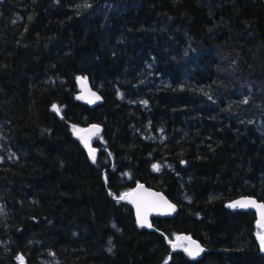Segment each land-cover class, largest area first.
<instances>
[{
    "label": "trees",
    "instance_id": "obj_1",
    "mask_svg": "<svg viewBox=\"0 0 264 264\" xmlns=\"http://www.w3.org/2000/svg\"><path fill=\"white\" fill-rule=\"evenodd\" d=\"M234 69L264 86L262 0H0V264H264L255 213L227 208L264 202L263 100ZM139 182L178 207L153 230Z\"/></svg>",
    "mask_w": 264,
    "mask_h": 264
},
{
    "label": "water",
    "instance_id": "obj_2",
    "mask_svg": "<svg viewBox=\"0 0 264 264\" xmlns=\"http://www.w3.org/2000/svg\"><path fill=\"white\" fill-rule=\"evenodd\" d=\"M262 2L264 4V0H262ZM82 79L84 80V84L82 85L81 82L78 80V87L81 92V97L83 102L87 104L89 107H93L101 103L102 96L96 90L92 89L86 77H82ZM93 93L95 94L94 96L92 95ZM96 97H99V99H96ZM89 100H91L92 102L89 103ZM93 126H96L99 129V131H95ZM100 128L101 127L97 124H91L88 126H84L76 131V135L83 141V144L86 147L88 154L90 155V153H92V155H90L91 157H93V155L95 157L96 155V148L92 145V137L98 135V133L100 132ZM93 132H95V134H93ZM85 141H87V144L85 143ZM126 199L129 205L131 206V208L133 209L134 217L138 226L146 230H153L151 224L152 217H158V218L172 217L178 211L177 205L174 204L172 201H170L161 191L150 188L142 182L135 184V186L128 192ZM240 200L255 201V206H250L246 208L229 206L234 202ZM169 205L173 206V208H169ZM259 205H264V202L258 201L255 197L252 196H240L233 198L227 204V208L229 210H234V209L252 210L255 213L256 227L262 230L264 229V226H262L261 223H258V221H262V215H264V208H260ZM138 207L140 214L142 216H146V222L143 225L138 223ZM262 223H264V221H262ZM181 237H189L190 241H194L195 245H198L199 248L203 249V251H201L199 255L195 257L191 256L193 258H200L204 252V247L201 244V242L186 234L182 235ZM190 241L182 240L186 248L190 247ZM195 245H191V247L194 248ZM260 250L261 252H264V250H262L261 244H260Z\"/></svg>",
    "mask_w": 264,
    "mask_h": 264
},
{
    "label": "rangeland",
    "instance_id": "obj_3",
    "mask_svg": "<svg viewBox=\"0 0 264 264\" xmlns=\"http://www.w3.org/2000/svg\"><path fill=\"white\" fill-rule=\"evenodd\" d=\"M227 73L229 76V77H227V80L232 82L233 87L237 86V87H235L236 88L235 92H241L246 87L245 90H246L247 100H249V99L253 100L255 98V101H253L254 102L253 105H254L257 99L262 98V100H263L262 105L264 106V86H261L260 84L255 85L253 82L247 83V80L245 79L246 76L243 73H241L240 71H238L237 69L229 70ZM234 84H236V85H234ZM247 85H248V87H247ZM247 100H244V102H248ZM257 113H259L260 115L257 117L256 122H257L258 126L262 129V131H264V107H263V109H262V106H260V109L257 108ZM77 130L78 129H76V131ZM94 138H95V136L92 137V141ZM259 231H263V230H259ZM259 235H258V237H259ZM176 238H175V243L182 245L180 247H183L185 249L186 247H185L184 243L182 242V240L177 241Z\"/></svg>",
    "mask_w": 264,
    "mask_h": 264
},
{
    "label": "snow or ice",
    "instance_id": "obj_4",
    "mask_svg": "<svg viewBox=\"0 0 264 264\" xmlns=\"http://www.w3.org/2000/svg\"><path fill=\"white\" fill-rule=\"evenodd\" d=\"M77 79L81 82L82 85L84 84V80L82 78L78 77ZM92 95L94 96L95 94L93 93ZM96 99H99V97H96ZM91 102L92 101L89 100V103H91ZM57 111H59V109H57ZM93 128L95 129V131H99V129L96 126H93ZM93 134H95V132H93ZM85 143L87 144V141H85ZM90 155H92V153H90ZM93 159H94V155H93ZM153 167L157 168L158 166L154 165ZM140 187H142V186H140ZM120 199H124V197L122 196V197H120ZM229 206L230 207H244V208H246V207H250V206H255V201H252V200H240V201L234 202L233 204H231ZM259 207L260 208H264V205H259ZM169 208H173V206L169 205ZM262 221H264V215H262ZM262 221H258V223H261L262 226H264V223H262ZM145 222H146V216H142L140 214L139 207H138V223L143 225ZM176 239H177V241H181V240H189L190 241L189 237H177ZM259 240H260V243H261L262 250H264V234L259 235ZM170 243H171V241H170ZM191 245H195V242L194 241H190V247L184 249L190 256L195 257V256L199 255V253L201 251H203V249L199 248L198 245H195L194 248H192ZM178 246H182V245L173 244L174 248L178 247ZM19 259L22 260V258H19Z\"/></svg>",
    "mask_w": 264,
    "mask_h": 264
}]
</instances>
